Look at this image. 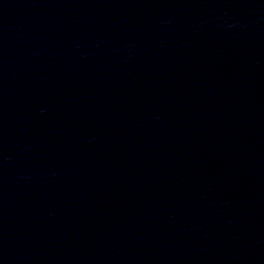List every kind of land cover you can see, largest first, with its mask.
Here are the masks:
<instances>
[{
	"label": "water",
	"instance_id": "95a60500",
	"mask_svg": "<svg viewBox=\"0 0 264 264\" xmlns=\"http://www.w3.org/2000/svg\"><path fill=\"white\" fill-rule=\"evenodd\" d=\"M0 264H264V0H0Z\"/></svg>",
	"mask_w": 264,
	"mask_h": 264
}]
</instances>
